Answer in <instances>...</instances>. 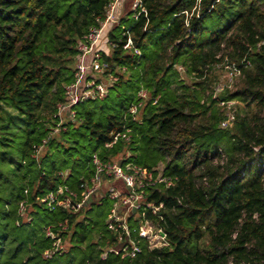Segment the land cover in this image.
Instances as JSON below:
<instances>
[{
  "label": "trees",
  "instance_id": "obj_1",
  "mask_svg": "<svg viewBox=\"0 0 264 264\" xmlns=\"http://www.w3.org/2000/svg\"><path fill=\"white\" fill-rule=\"evenodd\" d=\"M112 1L0 0V264H264V0H142L147 15L123 16L109 32L111 52L102 51L104 76H113L107 96L76 104L74 120L55 131L78 44ZM226 61L241 74L214 96ZM221 100L235 101L226 128ZM124 127L131 141L106 148ZM124 151L174 180L147 194L163 203L162 217L148 218L168 245L141 242L134 257L106 250L117 240L107 198L78 212L41 202L63 181L80 191L94 153ZM66 218L68 249L46 256L45 226Z\"/></svg>",
  "mask_w": 264,
  "mask_h": 264
},
{
  "label": "built area",
  "instance_id": "obj_2",
  "mask_svg": "<svg viewBox=\"0 0 264 264\" xmlns=\"http://www.w3.org/2000/svg\"><path fill=\"white\" fill-rule=\"evenodd\" d=\"M119 0H113L106 11L105 18L98 25L92 26L84 39L78 44V56L76 59V79L66 87V101L58 105L56 117L59 122L55 131L67 120H74L76 110L74 106L88 100L103 99L109 92V85L113 76L103 81L99 74H103L107 64L102 61V48L100 44L105 36L107 28L119 24L115 11ZM133 16L138 18L142 13L147 15V9L142 0H133ZM127 33V32H126ZM127 40L124 47H133V39L127 33ZM139 53V50H136ZM246 62L245 64H248ZM226 72V79H221L216 86V92L231 86L235 77L241 74V66L234 62H223L219 64ZM180 69H182L180 67ZM138 95L144 100L148 92L141 89ZM220 104L227 108L225 119L221 127L230 126L235 120V113L232 106L233 100H221ZM142 101L134 103L129 108L132 118H137ZM132 129L124 127L111 133L110 139L106 142V148H112L119 142H130ZM47 140H44V144ZM44 144L38 146L33 157L38 158ZM130 152H122L118 157L111 160L103 159L99 153H94L91 162L94 173L89 180L81 183L80 191L72 188L67 182L60 183L54 190L43 195L41 202L49 210L64 209L69 212H78L84 209L94 200L107 198L110 201V208L106 218L107 227L115 234L116 244L106 250L121 253L123 257H134L141 250V242H146L150 247L168 245L167 233L163 227L156 225L148 213L162 217L160 210L163 203L157 204L147 196L151 187L158 184L171 186L174 184L172 177L163 173H155L154 170L136 164L130 160ZM68 170L62 172L64 179ZM28 190L25 191V194ZM28 199L20 202L19 213L22 217L27 216ZM69 219L66 218L58 223H50L45 226V234L52 241V247L46 251V256L55 252L68 249V242L64 241L62 233L69 230ZM107 252L103 254L106 256Z\"/></svg>",
  "mask_w": 264,
  "mask_h": 264
},
{
  "label": "rangeland",
  "instance_id": "obj_3",
  "mask_svg": "<svg viewBox=\"0 0 264 264\" xmlns=\"http://www.w3.org/2000/svg\"><path fill=\"white\" fill-rule=\"evenodd\" d=\"M132 8H133V0H119L116 6V11H115L117 20L118 19L120 20L123 16L127 15L132 10ZM112 28H113L112 25H110L107 28L105 36L100 44V47L102 48V50L105 49L108 53L111 52V47L108 44V41H109L108 35ZM220 76H221V79L227 78L226 72L224 70H220ZM99 78H101L103 81H106V78L105 76H103V74H99ZM95 201H98V200H95Z\"/></svg>",
  "mask_w": 264,
  "mask_h": 264
}]
</instances>
